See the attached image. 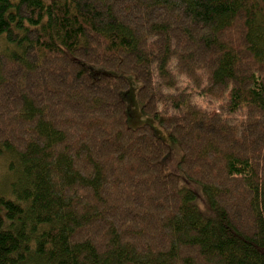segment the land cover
Here are the masks:
<instances>
[{
  "label": "trees",
  "instance_id": "16d2710c",
  "mask_svg": "<svg viewBox=\"0 0 264 264\" xmlns=\"http://www.w3.org/2000/svg\"><path fill=\"white\" fill-rule=\"evenodd\" d=\"M0 158V264H264V0H0Z\"/></svg>",
  "mask_w": 264,
  "mask_h": 264
},
{
  "label": "rangeland",
  "instance_id": "374dc122",
  "mask_svg": "<svg viewBox=\"0 0 264 264\" xmlns=\"http://www.w3.org/2000/svg\"><path fill=\"white\" fill-rule=\"evenodd\" d=\"M83 66L87 71L92 75V77H97L102 73H116L123 74L127 81V86L120 91L121 97L124 102L126 122L130 126H138L143 123H147L151 126L153 132L162 139H166L167 135L165 131L161 128L157 120L151 114H145L141 111L139 102L137 100V91L140 86V81L135 78L131 72H125L120 69L110 68L103 63H90L84 60H81ZM180 88L188 86L186 79H180ZM192 90V89H189ZM192 102L197 106L207 109L209 111L218 110L219 103L221 101L204 97L198 95L196 92L191 93ZM182 155V150L178 143L170 141L168 151L161 158V167L164 172H172L177 176V185L178 187L190 188L194 191L195 197L194 202L200 209L201 213L210 216L213 214L212 210L207 207L206 200L202 193V189L199 183L185 179L180 169L178 168V161ZM7 162L5 159L0 158V183L6 178L7 174ZM3 188L5 186L2 185Z\"/></svg>",
  "mask_w": 264,
  "mask_h": 264
}]
</instances>
